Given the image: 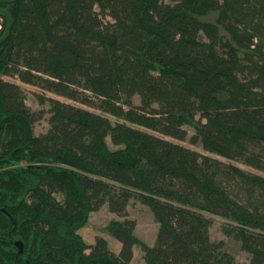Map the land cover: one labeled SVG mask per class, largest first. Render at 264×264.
<instances>
[{
	"label": "trees",
	"instance_id": "16d2710c",
	"mask_svg": "<svg viewBox=\"0 0 264 264\" xmlns=\"http://www.w3.org/2000/svg\"><path fill=\"white\" fill-rule=\"evenodd\" d=\"M5 75L97 111L40 94L36 135L44 111ZM185 125L226 161L184 146ZM104 204L117 252L78 233ZM213 217L264 264V0H0V264H130L134 246L145 264H236Z\"/></svg>",
	"mask_w": 264,
	"mask_h": 264
},
{
	"label": "rangeland",
	"instance_id": "374dc122",
	"mask_svg": "<svg viewBox=\"0 0 264 264\" xmlns=\"http://www.w3.org/2000/svg\"><path fill=\"white\" fill-rule=\"evenodd\" d=\"M214 18H215V14H211L207 16L205 19L212 21L214 20ZM2 79L19 84V86L22 88L24 92V102L27 105V107L31 109V111H40V110L44 111L43 117L40 120H38L33 126V132L36 135L43 133L47 130L48 128L47 119L50 115L47 112L49 108V104L47 102L45 103L39 102L38 95L40 94H44L45 96L57 98L64 102H69L72 104L83 106L90 110L97 111L85 105H81L79 103L73 102L67 98L55 95L52 92H47L45 90H42L37 86L23 83L15 76L5 75L2 76ZM132 101L134 104H138L139 97L135 95L132 98ZM184 128L187 130V136L183 141H180L184 146L196 150L202 154H206L218 158L221 161H226L224 158L218 155L206 152L201 147L200 143L191 144L189 142V137L193 134V129L187 125H185ZM107 141L109 145H111L109 138H107ZM232 163L251 173L263 174L262 171L250 167L248 165H245L241 162L232 161ZM57 197L58 199H60L59 196ZM127 216L128 218L133 219L135 221V228H134L135 235L138 236L141 240H143L147 244H152L155 238L157 224L154 222L149 207L140 203L137 200L132 199L129 201L127 205ZM111 219H122V217L118 216L115 213L110 212L107 208V205L104 204L96 211L90 213L86 224L78 230V233L84 239V241L90 245L94 243L96 237L104 236L107 239L109 249H111L114 252H117L120 247V244L115 239H113L109 234H107V232H105L104 230L105 226ZM209 234H210V238L213 241L223 240L225 242L227 250L234 255L236 264H246V262L248 261V254L240 249L239 243L236 240L232 238H228L223 234L221 230V219L219 217H213L212 224L209 228ZM130 264H145L140 247L138 246L133 247V257Z\"/></svg>",
	"mask_w": 264,
	"mask_h": 264
},
{
	"label": "flooded vegetation",
	"instance_id": "af4514ba",
	"mask_svg": "<svg viewBox=\"0 0 264 264\" xmlns=\"http://www.w3.org/2000/svg\"><path fill=\"white\" fill-rule=\"evenodd\" d=\"M1 242H3V240H1ZM11 243H12L13 247H15L17 253H21L22 252L24 245H23V242L20 239H14V240L12 239ZM9 251H13V250L9 249Z\"/></svg>",
	"mask_w": 264,
	"mask_h": 264
}]
</instances>
